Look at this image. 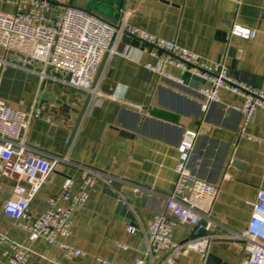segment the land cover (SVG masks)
I'll return each instance as SVG.
<instances>
[{
    "label": "crops",
    "instance_id": "0c3cea01",
    "mask_svg": "<svg viewBox=\"0 0 264 264\" xmlns=\"http://www.w3.org/2000/svg\"><path fill=\"white\" fill-rule=\"evenodd\" d=\"M66 1L79 9H96L118 21L120 17L103 5L123 4L130 13L131 26L175 42L209 62L225 60L235 80L264 90V0ZM0 10L14 13L16 9L1 5ZM235 23L256 30V38L232 37L230 30ZM112 50L114 53L104 57L94 79L106 98L89 101L82 118L87 93L61 81L42 82L41 63L16 54L6 56L10 65L0 80V101L25 112L34 106L41 111L27 136L28 145L38 152L27 155L50 161L52 157L68 159L56 167L32 200L30 214L35 217L44 213L47 200L61 194L68 178L77 182V191L83 167L111 175L120 181L121 192L126 190L133 196L130 199L123 195L135 220L129 225L117 218L119 200L99 182L85 207L74 215L69 242L82 255L67 258L58 247L39 240L33 245L36 254L27 264H96L98 257L116 264H134L145 258V232L154 216L164 210L163 195L173 190L178 145L189 130L199 133L190 170L200 179L220 186V195L210 221H201L211 223L205 235L213 237L208 253H182L175 264H246L243 241L233 237L246 231L258 192L264 190V110L256 113L248 127V134L258 140L242 138L243 117L228 107L240 106V98L222 92V102L205 111L198 92L202 81L174 67L169 71L184 77L186 83L161 78L145 68L157 58L123 40L115 41ZM154 52L166 56L163 51ZM24 84L26 92L22 91ZM21 184L29 190L25 179ZM15 186L16 182L0 171V234L23 241L26 233L3 211ZM129 227L136 228V232L130 233ZM193 235H198L195 227L178 225L173 239L184 243ZM166 257V253L157 255L154 264H161Z\"/></svg>",
    "mask_w": 264,
    "mask_h": 264
},
{
    "label": "built area",
    "instance_id": "2783aa9c",
    "mask_svg": "<svg viewBox=\"0 0 264 264\" xmlns=\"http://www.w3.org/2000/svg\"><path fill=\"white\" fill-rule=\"evenodd\" d=\"M1 5H10L16 10L14 13L0 10V49L5 51L4 56L0 55V80L10 65L6 56L16 54L42 64L43 70L39 73L42 82L46 79L61 81L87 93L91 102L105 99L99 86L94 84V79L104 57L114 53V42L126 35L151 46L144 49L145 53L157 58L155 63L145 64L150 72L181 85L185 81L173 75L170 67L200 79L203 86L198 92L204 100L205 111L210 105L222 102V92L240 98V106H228L243 117L240 137L258 140L248 134V127L256 113L264 110V90L235 80L225 60L209 62L175 42L131 26L130 13L124 8L121 9L118 25L113 26L83 9L69 5L66 0H0ZM230 35L254 39L257 31L235 23ZM154 49L163 51L166 56H157ZM50 72L54 73L53 76ZM56 74L66 75L68 79L61 80ZM40 113L35 106L25 112L0 101V162H3L0 171L16 182L3 211L26 233L23 241L0 234V264H27L36 254L33 245L39 240L58 247L67 258L81 256L82 251L69 242L75 213L85 207L90 193L99 182L123 199L118 187L120 181L109 174L83 167L77 191H74L77 182L68 178L61 194L47 200L44 213L35 217L30 214V204L46 180L57 166L68 162L64 157H52L50 161L27 155V152H38L28 145L27 136L33 120ZM198 135L196 131H186L178 145L177 180L171 193L163 195L164 210L154 216L145 232V258L137 259L134 264H154L156 256L162 253H166L167 257L161 264H175L178 255L187 252L206 255L212 245L213 237L210 236L184 243H177L173 239L174 229L178 225L196 227L203 219L210 221V214L220 195V186L200 179L190 170L189 161ZM22 179L27 181L29 190L26 191L21 184ZM210 226L211 223H207L206 228ZM128 231L135 233L136 228L129 227ZM233 238L243 241L246 264H264V190L258 192L246 231ZM119 247L127 249L123 245ZM96 264L116 263L98 257Z\"/></svg>",
    "mask_w": 264,
    "mask_h": 264
},
{
    "label": "water",
    "instance_id": "95a60500",
    "mask_svg": "<svg viewBox=\"0 0 264 264\" xmlns=\"http://www.w3.org/2000/svg\"><path fill=\"white\" fill-rule=\"evenodd\" d=\"M103 8L104 9H109V10L115 12L116 13V16L117 17H120V15H121V9L123 8V4H121V5H116V4L113 5L111 3H105L103 5ZM85 11L89 12L90 14L98 17L99 19H101V20H103V21H105V22H107V23H109V24H111L113 26H117L118 25V22L119 21L117 20V18L116 19H112L111 17H109L105 13H102V12L96 10V9L85 10ZM122 40H123L124 43L130 44V45H132V46H134L136 48H141V49H146V48L147 49H150L151 48V46H149V45H147L145 43H141L139 40H135V39L133 40V39H131L130 37H128L126 35L123 37ZM185 74L187 75V77H191L188 73H185ZM181 78L185 81V83L187 82V80L184 77H181ZM191 78L201 81L198 78H194V77H191ZM49 99L51 101L60 103L59 101H56V99H54L53 97H49ZM88 102H89V99L87 100L86 106H85V108L83 109V111L81 113V118L83 117V115L85 113V110L87 108ZM75 132H76V130H75ZM75 132H74V134H75ZM74 134L72 135V137L74 136ZM126 134L128 135V133H126ZM107 191H108V194L109 195H111L115 199H118L119 200L118 203H117V207H116V215H117V218L119 217L120 220H121V218H123L127 224L134 225L135 224L134 216H133V213L130 210L129 206L127 205V203L123 199H121L120 196L117 193H115L112 189H110V188L107 187ZM122 194L125 195V196H127L130 199L133 197L132 196V193H130V192L126 191V190H123ZM206 225H207V222H205V221L204 222H200L195 227V231H198V235H193V237L191 239L205 236L207 234ZM191 239H189V240H191ZM187 241H185V242H187ZM144 248L146 250V244H145V242H144Z\"/></svg>",
    "mask_w": 264,
    "mask_h": 264
},
{
    "label": "rangeland",
    "instance_id": "374dc122",
    "mask_svg": "<svg viewBox=\"0 0 264 264\" xmlns=\"http://www.w3.org/2000/svg\"><path fill=\"white\" fill-rule=\"evenodd\" d=\"M0 55L4 56L5 55V51L3 49H0ZM25 85V84H24ZM23 92H26V85L24 86V89H22Z\"/></svg>",
    "mask_w": 264,
    "mask_h": 264
}]
</instances>
